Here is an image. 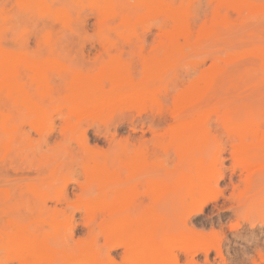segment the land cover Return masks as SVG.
I'll list each match as a JSON object with an SVG mask.
<instances>
[{"label": "rangeland", "instance_id": "obj_1", "mask_svg": "<svg viewBox=\"0 0 264 264\" xmlns=\"http://www.w3.org/2000/svg\"><path fill=\"white\" fill-rule=\"evenodd\" d=\"M0 264H264V0H0Z\"/></svg>", "mask_w": 264, "mask_h": 264}, {"label": "bare ground", "instance_id": "obj_2", "mask_svg": "<svg viewBox=\"0 0 264 264\" xmlns=\"http://www.w3.org/2000/svg\"><path fill=\"white\" fill-rule=\"evenodd\" d=\"M163 7V6H162ZM179 32V31H178ZM172 35V34H171ZM180 35V34H179ZM153 69V68H152ZM142 95V94H141ZM147 226V225H146ZM24 240V239H23ZM30 240V239H28ZM34 240V239H33ZM28 242V241H27ZM33 243V242H32ZM27 244V243H26ZM34 244V243H33ZM22 247H24V245H22ZM27 247V246H26ZM30 247V246H29ZM35 247V246H34ZM35 249V248H34ZM38 259V258H37Z\"/></svg>", "mask_w": 264, "mask_h": 264}]
</instances>
